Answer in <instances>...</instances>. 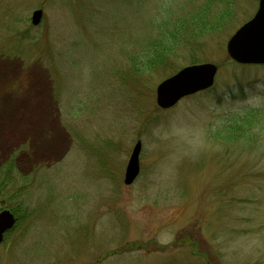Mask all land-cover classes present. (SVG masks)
I'll use <instances>...</instances> for the list:
<instances>
[{
	"label": "rangeland",
	"instance_id": "1",
	"mask_svg": "<svg viewBox=\"0 0 264 264\" xmlns=\"http://www.w3.org/2000/svg\"><path fill=\"white\" fill-rule=\"evenodd\" d=\"M258 7L0 0V212L16 215L0 264H264V66L227 51ZM206 62L211 90L157 106L163 80Z\"/></svg>",
	"mask_w": 264,
	"mask_h": 264
},
{
	"label": "water",
	"instance_id": "2",
	"mask_svg": "<svg viewBox=\"0 0 264 264\" xmlns=\"http://www.w3.org/2000/svg\"><path fill=\"white\" fill-rule=\"evenodd\" d=\"M43 18L42 9L34 11L32 23L39 25ZM227 51L232 60L242 65H264V0H259V7L248 22L243 24L228 40ZM218 66L214 63L187 65L174 75L163 80L157 86L156 102L162 109L174 107L183 98L214 86ZM142 142L134 145L125 170L124 183L131 185L138 178L141 170L140 154ZM16 223L11 210L0 212V243L6 232Z\"/></svg>",
	"mask_w": 264,
	"mask_h": 264
},
{
	"label": "trees",
	"instance_id": "3",
	"mask_svg": "<svg viewBox=\"0 0 264 264\" xmlns=\"http://www.w3.org/2000/svg\"><path fill=\"white\" fill-rule=\"evenodd\" d=\"M165 45H163L162 47H160L159 49H163V50H167L170 48V40L167 38L165 43ZM156 59H160L161 58V55L160 54H157L155 55ZM231 59V58H230ZM151 66V65H150ZM246 113H238L236 114L237 117H240L241 119H244L245 117L249 116L251 118H253L254 120L255 119H259L260 116H262L263 113H261V110H246L245 111ZM231 114V113H230ZM233 114V113H232ZM233 118V115H230V119ZM230 122V121H229ZM245 126V123L242 124V122H230V125L228 127V130H230V132L234 133L235 135H239V134H244L246 132V129L244 128ZM256 135V134H255ZM258 137V135H257ZM15 211V210H14ZM134 244V243H133ZM129 245V244H128ZM127 245V246H128ZM132 245V243H131ZM153 245L154 247L156 248H160L161 246L158 244V242H153ZM133 246V245H132ZM126 247V246H125ZM129 248V247H127ZM203 254V253H202ZM204 255V254H203ZM205 257L207 258V263L208 264H215L213 261H212V258H209L210 256L205 254Z\"/></svg>",
	"mask_w": 264,
	"mask_h": 264
},
{
	"label": "flooded vegetation",
	"instance_id": "4",
	"mask_svg": "<svg viewBox=\"0 0 264 264\" xmlns=\"http://www.w3.org/2000/svg\"><path fill=\"white\" fill-rule=\"evenodd\" d=\"M15 215V214H14ZM16 216V215H15Z\"/></svg>",
	"mask_w": 264,
	"mask_h": 264
}]
</instances>
